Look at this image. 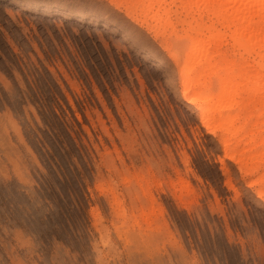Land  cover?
<instances>
[{
    "label": "rangeland",
    "instance_id": "1",
    "mask_svg": "<svg viewBox=\"0 0 264 264\" xmlns=\"http://www.w3.org/2000/svg\"><path fill=\"white\" fill-rule=\"evenodd\" d=\"M134 1L0 0V264H264V169L202 126Z\"/></svg>",
    "mask_w": 264,
    "mask_h": 264
},
{
    "label": "bare ground",
    "instance_id": "2",
    "mask_svg": "<svg viewBox=\"0 0 264 264\" xmlns=\"http://www.w3.org/2000/svg\"><path fill=\"white\" fill-rule=\"evenodd\" d=\"M175 1L179 10L166 6L165 0H136L125 10L159 40L179 68L181 97L188 103L200 102L194 112L206 131H222L223 145L228 137L247 141L242 152L248 151L249 164L242 168L248 173L264 169V0ZM179 23L186 25L183 38L188 41L183 55L173 42ZM221 29L229 31L230 48L220 47ZM150 61L162 63L155 56ZM75 116L81 121L79 113ZM227 155L234 157L232 151ZM255 192L264 195L263 190Z\"/></svg>",
    "mask_w": 264,
    "mask_h": 264
}]
</instances>
